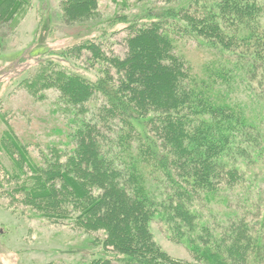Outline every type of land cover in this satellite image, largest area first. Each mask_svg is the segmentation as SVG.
<instances>
[{"label": "trees", "instance_id": "1", "mask_svg": "<svg viewBox=\"0 0 264 264\" xmlns=\"http://www.w3.org/2000/svg\"><path fill=\"white\" fill-rule=\"evenodd\" d=\"M27 2L0 0V9L12 17ZM63 4L69 22L99 8V0ZM133 20L124 56L97 41L75 46L101 75L66 72L57 85L80 117L95 96L105 102L96 120L73 129L70 158L37 166L12 157L19 171L7 174L20 178L13 190L47 218L75 212L84 229L103 230L100 244L116 256L87 264H264V205L254 210L251 201L256 169L264 171V0H191ZM183 35L213 51L201 75L178 51ZM4 139L26 154L15 133ZM214 203L229 210L219 221L205 213ZM155 219L194 262L163 254L150 229Z\"/></svg>", "mask_w": 264, "mask_h": 264}, {"label": "rangeland", "instance_id": "2", "mask_svg": "<svg viewBox=\"0 0 264 264\" xmlns=\"http://www.w3.org/2000/svg\"><path fill=\"white\" fill-rule=\"evenodd\" d=\"M63 1L66 0H28L12 17L3 15L0 9V140L8 132L15 133L26 151L21 155L7 139L0 150V264H87L93 258L116 256L101 246L103 230L84 229L74 220L75 212L60 220L39 214L19 196L22 192L13 190L20 178H12L13 173L8 176L7 172L19 171L14 170L12 157L24 163L32 160L37 166H47L54 157L70 158L74 149L73 129L81 120L97 119L94 113L105 102L102 95L86 103L85 108L88 106L91 111L80 117L77 114L80 107L73 105L57 85L66 72L80 74L89 81L101 75V65L90 60L88 51L79 53L74 49L76 45L97 41L110 55L124 56L133 19L149 10L161 11L191 2L99 0L94 15L69 22L65 19ZM178 51L198 75L202 74L204 63L214 57L211 48L189 35L179 38ZM234 94L249 99L238 89ZM111 122L117 123V130L123 124L121 119ZM130 145L134 148L136 143ZM136 154L134 149L132 156L135 158ZM23 165L24 169H30ZM256 171L260 175L251 191L254 210L264 205V171L259 168ZM157 188L153 189L155 194ZM211 207L213 213L205 211L208 220L219 221L225 214L222 212L229 211L224 204L214 203ZM150 229L169 259L194 262L188 248L170 238L161 220L155 219Z\"/></svg>", "mask_w": 264, "mask_h": 264}]
</instances>
